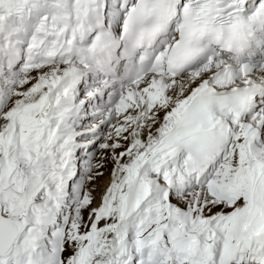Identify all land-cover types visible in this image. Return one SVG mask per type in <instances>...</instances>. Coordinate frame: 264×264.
<instances>
[{
	"label": "snow or ice",
	"instance_id": "obj_1",
	"mask_svg": "<svg viewBox=\"0 0 264 264\" xmlns=\"http://www.w3.org/2000/svg\"><path fill=\"white\" fill-rule=\"evenodd\" d=\"M0 264H264V0H0Z\"/></svg>",
	"mask_w": 264,
	"mask_h": 264
},
{
	"label": "bare ground",
	"instance_id": "obj_2",
	"mask_svg": "<svg viewBox=\"0 0 264 264\" xmlns=\"http://www.w3.org/2000/svg\"><path fill=\"white\" fill-rule=\"evenodd\" d=\"M107 182V173L105 174V177L99 181L100 185L103 186Z\"/></svg>",
	"mask_w": 264,
	"mask_h": 264
}]
</instances>
